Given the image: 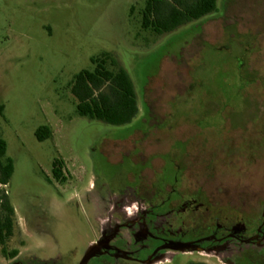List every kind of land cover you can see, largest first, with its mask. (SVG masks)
<instances>
[{"label":"rangeland","instance_id":"obj_1","mask_svg":"<svg viewBox=\"0 0 264 264\" xmlns=\"http://www.w3.org/2000/svg\"><path fill=\"white\" fill-rule=\"evenodd\" d=\"M143 5L0 0L4 250L17 251L0 264H264V0H216L162 35L141 28ZM103 54L133 83L128 125L75 111L69 85Z\"/></svg>","mask_w":264,"mask_h":264},{"label":"trees","instance_id":"obj_2","mask_svg":"<svg viewBox=\"0 0 264 264\" xmlns=\"http://www.w3.org/2000/svg\"><path fill=\"white\" fill-rule=\"evenodd\" d=\"M143 1L141 28L156 35L173 32L190 22L198 21L216 10V0H140ZM92 71L77 73L70 83V92L75 99V111L81 117L103 121L111 126L130 124L138 114V105L133 83L128 74L118 66L109 54L92 58ZM0 105V113L3 112ZM49 127L35 131V138L42 142L51 137ZM7 147L0 138V248L2 254L15 258L17 251L6 255V242L14 231V208L4 187L13 174V161L6 155ZM53 178L64 183L63 162H52ZM187 264H206L190 262Z\"/></svg>","mask_w":264,"mask_h":264},{"label":"flooded vegetation","instance_id":"obj_3","mask_svg":"<svg viewBox=\"0 0 264 264\" xmlns=\"http://www.w3.org/2000/svg\"><path fill=\"white\" fill-rule=\"evenodd\" d=\"M124 200H125V195L123 194L122 195V198L120 199V201L123 203L124 202ZM117 203V202H116ZM196 203V201L194 200V201H188L186 204H183L182 205V207H181V212H185V211H187L188 210V207H193L194 206V204ZM203 204L202 203H199L197 206H195L194 208H195V210H197L199 207L198 206H202ZM165 207L166 206V201H164L163 203H162V207ZM113 209H115V208H113ZM125 212V211H124ZM141 226V229L143 228L144 230H145V228H144V225H140ZM233 238H235L236 237V235H231ZM103 238V237H102ZM110 239V241H112V239L113 238H109ZM239 241H242V242H244V240H242V239H239ZM227 247V246H226ZM224 248V247H223ZM195 249L197 250V251H200L201 250V248H196L195 247ZM213 249H215V250H217V251H220L221 250V246H214V247H212V248H205V250L204 251H206V252H211ZM150 261H152V259L150 260Z\"/></svg>","mask_w":264,"mask_h":264},{"label":"water","instance_id":"obj_4","mask_svg":"<svg viewBox=\"0 0 264 264\" xmlns=\"http://www.w3.org/2000/svg\"><path fill=\"white\" fill-rule=\"evenodd\" d=\"M94 248H95V247H91L90 251H92ZM90 251H89V252H90Z\"/></svg>","mask_w":264,"mask_h":264}]
</instances>
